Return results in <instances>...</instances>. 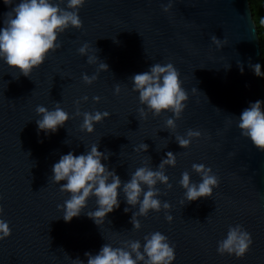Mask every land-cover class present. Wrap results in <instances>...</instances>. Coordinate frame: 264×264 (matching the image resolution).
<instances>
[{"label": "water", "instance_id": "95a60500", "mask_svg": "<svg viewBox=\"0 0 264 264\" xmlns=\"http://www.w3.org/2000/svg\"><path fill=\"white\" fill-rule=\"evenodd\" d=\"M167 2L86 0L79 9L82 26L60 33V47L30 76L15 77V70L0 61V216L11 228L0 239V264L87 261L85 251L95 253L104 243L121 246L125 239L143 242L145 234L157 230L174 246V264H264V151L241 134L233 117L249 101L264 100V76L249 67L259 63L263 70L250 1L173 0L165 12L161 5ZM12 6L0 0V27ZM213 34L219 44L210 38ZM85 41L99 49L96 54L109 65L107 71L97 72V65L77 51ZM156 62H172L188 92L175 132L183 135L192 128L202 135L186 148L164 128L172 113L149 112L142 118L137 111L141 105L130 77ZM85 72L98 78L87 84ZM117 83L119 94L114 92ZM85 95L87 101L81 99ZM77 100L81 111H108L110 116L88 133L80 128L82 117L74 115ZM57 101L72 118L54 133L38 135L36 106L53 108ZM141 142L148 149L137 153L133 146ZM92 143L111 152L102 162L122 180L143 162L155 168L167 151L175 153V166L165 169L172 187L156 185L159 198L171 207L139 216L140 227L134 228L136 209L126 205L121 193L120 207L99 225L86 215L96 207L94 197L84 212L66 222L57 207L69 196L59 189L66 181L54 183L51 166L61 154H79ZM193 163L209 166L219 182L212 196L182 204L181 173L200 180ZM166 212L173 216L171 222ZM237 223L251 233L249 251L243 257L218 253L217 241Z\"/></svg>", "mask_w": 264, "mask_h": 264}, {"label": "clouds", "instance_id": "9594fccd", "mask_svg": "<svg viewBox=\"0 0 264 264\" xmlns=\"http://www.w3.org/2000/svg\"><path fill=\"white\" fill-rule=\"evenodd\" d=\"M86 0H4L5 4L13 5L4 14L3 26L0 27V61H3L19 75L30 76V73L41 66L48 54L60 47L59 35L67 28L82 26L79 9ZM173 4V0L161 5L167 12ZM63 5V6H61ZM257 25L264 30V18H255ZM213 42L219 44L220 39L214 34L210 37ZM77 51L86 56L88 64H96L97 72L107 71L109 65L97 56L99 49L90 46L85 41ZM243 72V65L240 64ZM257 76H264V70L259 63L249 64ZM98 78L96 73L82 74L85 83L91 84ZM132 90L138 93L140 107L137 109L139 116L146 118L150 112L158 116L164 112H170L164 121L165 129L171 130L175 141L182 147L190 145L193 137L202 135L198 129L189 128L185 134L175 132L176 119L181 116L189 99L187 90L179 70L172 62L153 63L146 71L134 73L131 77ZM121 91L120 84L114 88L115 94ZM88 100L85 95L81 98ZM99 101V96H94ZM75 116L82 117L80 128L92 133L95 124L109 117L108 111L94 110L81 111L80 100L76 102ZM36 125L37 134L41 131L45 135L54 133L59 127L65 125L72 118V114L66 111L61 102H55L53 108L45 105H37ZM236 126L241 134L260 150L264 151V100L249 101L239 114L233 116ZM65 143H70L65 141ZM166 144V143H165ZM135 152H145L148 145L141 142L134 145ZM111 155L109 150L100 151L99 143L85 146V151L76 154L73 150L60 155L59 159L51 166V179L59 183L62 192L69 193L62 204L57 205L61 209L63 219L71 221L85 211L89 200L95 198L96 207L86 211V215L99 225L105 220L108 213L120 207L119 196L122 193L126 205H131L136 210L132 212L131 223L134 228L140 227L139 216H146L151 210L159 211L161 208L171 207L168 201L159 198L160 189L158 183H164L168 188L172 185L166 175V166H175L176 154L167 151L159 165L155 168L149 163L143 162L129 174L127 180H122L114 169H109L102 161ZM150 160V157H146ZM192 169L200 176L199 181H193L188 171L181 173L179 184L184 189L182 204L196 200L200 197L212 196L218 185V177L209 166L203 163H193ZM130 211L129 207L124 208ZM210 217V215H209ZM207 218V220L209 219ZM165 218L171 222L173 216L166 212ZM11 234L9 222L0 216V239H5ZM252 236L243 225L232 224L228 226L227 233L217 241L216 251L220 254L228 253L236 257H243L252 245ZM121 246H113L104 243L95 253L85 251L87 261L79 257L72 259V264H174L175 248L169 238L160 231L147 233L143 242L139 239H125L120 241Z\"/></svg>", "mask_w": 264, "mask_h": 264}, {"label": "trees", "instance_id": "16d2710c", "mask_svg": "<svg viewBox=\"0 0 264 264\" xmlns=\"http://www.w3.org/2000/svg\"><path fill=\"white\" fill-rule=\"evenodd\" d=\"M254 20L257 16L264 18V0H249ZM256 23V20H255ZM259 37H260V44H261V54L263 59V70H264V30H262L256 23Z\"/></svg>", "mask_w": 264, "mask_h": 264}]
</instances>
